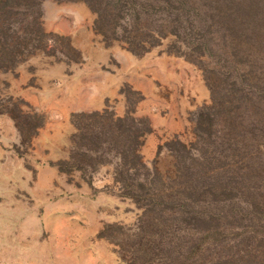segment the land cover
<instances>
[{
  "label": "rangeland",
  "instance_id": "374dc122",
  "mask_svg": "<svg viewBox=\"0 0 264 264\" xmlns=\"http://www.w3.org/2000/svg\"><path fill=\"white\" fill-rule=\"evenodd\" d=\"M12 6L10 19L0 17V49L4 50L0 61L5 59L3 67L0 63V264H134L130 250L136 232L144 230L140 226L147 200L133 195L145 198L146 193L161 192L163 186L170 191L171 183L180 182L176 168L177 151H182L179 145L195 142L197 113L212 102L204 72L185 58L166 53L167 40L142 56L134 55L124 44L107 41L96 29L97 15L83 1L47 0L34 10ZM80 22L90 30V54L86 35L80 33L77 41L49 31H66V24ZM118 34L123 35L122 29ZM98 46L112 51L109 65L99 68L120 75L124 83L116 98L107 101L106 109L77 113L107 111L102 125L109 128L112 120L127 118L132 126V119H146L149 130L141 138L139 152L147 170L123 172L112 139L116 131L112 134L113 130L97 127L96 119L85 118L81 123L85 134L98 135L102 141L100 152L86 153L85 145L96 144L76 137L78 128L72 115L77 113L70 114L72 131L64 154H52L51 143L42 137L43 131L48 132L51 116L14 92L13 82L22 73L45 74L36 88L48 91L38 92V99L41 102L43 95L51 99L44 104H57L51 95L62 96L57 80L45 82L51 74L45 58L82 69L83 64L104 59ZM8 60L14 61L9 68ZM54 70L60 72L58 67ZM70 90L64 98L71 104L78 97L89 100L94 95ZM260 149L264 153V145ZM86 198L91 204L85 203ZM62 199L66 202L58 203ZM32 215L40 243L35 245L29 237L20 243L23 226L29 225ZM244 245H248L246 241Z\"/></svg>",
  "mask_w": 264,
  "mask_h": 264
},
{
  "label": "trees",
  "instance_id": "16d2710c",
  "mask_svg": "<svg viewBox=\"0 0 264 264\" xmlns=\"http://www.w3.org/2000/svg\"><path fill=\"white\" fill-rule=\"evenodd\" d=\"M45 1L0 0V17L10 19L12 5L34 10ZM55 1L85 2L105 39L136 56L167 40L165 52L202 69L211 91V104L196 116L195 142L179 145L180 182L133 195L147 200L144 230L130 250L134 264H264V0ZM107 114L72 115L76 137L96 144L79 150L100 152V136L89 137L81 125L96 119L97 127L116 131L123 172L147 170L139 152L146 119H132V126L112 120L109 128L102 125Z\"/></svg>",
  "mask_w": 264,
  "mask_h": 264
},
{
  "label": "crops",
  "instance_id": "0c3cea01",
  "mask_svg": "<svg viewBox=\"0 0 264 264\" xmlns=\"http://www.w3.org/2000/svg\"><path fill=\"white\" fill-rule=\"evenodd\" d=\"M84 24L86 23H82V22L73 23V24L70 23V24H66V31L60 28L51 29L49 31L50 32L52 31L53 33H56V34L69 36L71 39H74V40L77 39V41L79 40L78 36L80 33H82L83 35H86V41H87L86 50H88V53L90 54V50L92 48L91 37H90L91 34H90L89 27ZM97 48H99V50L102 52V56L104 59L100 61V63L98 64H93L91 62H89L87 65L83 64L82 69L80 66L78 67V65L77 64L75 65L74 63H71L70 65L68 63L57 65L50 58H45V61L46 59L48 61L47 68L51 71V74L46 77L45 82L51 84L54 81V79L57 80L58 81L57 91L60 92V96H62V98H59L54 95H51L54 99L52 102L57 103V104H44L47 101L50 102L51 99H47L43 95L41 97V99H43L41 100V102L38 99V96H37L38 92L39 94H43L45 91H48L45 88L43 89L36 88L39 82V78L45 74L36 73V74L25 75V73H22L20 75L19 80L16 82H13L14 92L20 98L27 101L29 105L33 107L34 109L43 110L48 115L51 116L50 123H48V125L46 126V129L48 130V132L43 131L42 137L45 138L44 140H47L51 143L49 148L52 154L56 153V155L58 156H60L61 154H64L63 150L65 149L64 147H66L65 144L67 143L66 138L67 136L68 137L70 136V133L72 131V125L70 123L71 113L102 111L106 109L107 101L112 98H116L120 88L122 87L124 83L120 75L109 72V71H102V69L99 68L100 65L101 66H104L105 64L109 65L108 61H110V56L112 55V51L108 48H105L104 46L103 47L98 46ZM123 55L126 57V59H130V61H132V58L128 53H124ZM57 67L58 69H60V72H57L54 70V69H57ZM46 73H47V70H46ZM29 82L31 83V85H28ZM69 90L70 92L80 91L82 93L88 92L94 95H92L89 100L87 99L81 100L78 97L79 100L77 98V100L73 104H71V102H69L66 97L64 98L65 94ZM49 92L50 94H54L53 90H49ZM160 119L162 120V118ZM59 141H62L65 143L63 145H55V146L53 145V143L59 142ZM68 145L69 144H67V146ZM157 145L158 144H156L155 146V152L158 148ZM86 199L87 200L85 201V203L91 204L90 202L92 201L89 198H86ZM63 200L64 199L59 200L60 202L58 203H65L66 201H63ZM33 216L34 215H32L28 220L29 225L25 223L23 226V229H22L23 236L20 237V240H19L20 243L24 242L28 237L31 239H34L33 242L35 245L37 243H40V240L38 238L36 239L37 228L35 227L33 229V224H32V221L34 220ZM97 232L98 230H96L94 234H97ZM20 248H23V245H20Z\"/></svg>",
  "mask_w": 264,
  "mask_h": 264
}]
</instances>
